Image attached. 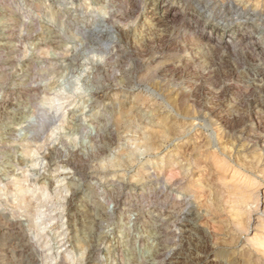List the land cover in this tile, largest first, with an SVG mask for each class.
Instances as JSON below:
<instances>
[{"label": "rangeland", "instance_id": "374dc122", "mask_svg": "<svg viewBox=\"0 0 264 264\" xmlns=\"http://www.w3.org/2000/svg\"><path fill=\"white\" fill-rule=\"evenodd\" d=\"M3 1L0 13L21 9L0 17L12 24L19 46L12 55L0 50V254L11 248L2 220L13 219L21 224L12 238L25 250L22 264H246L249 257L263 264L250 242L264 235L259 214L237 232L227 204L206 208L216 196L201 186L210 178L216 192L239 167L264 209V0H201L200 10L197 0H121L118 9L132 13L121 23L128 40L117 48L98 27L106 26L105 0ZM230 1L240 14L220 18ZM170 5L178 10L175 20L157 23ZM78 17L91 32L71 27ZM196 18L204 31L194 40ZM52 32L63 48L50 43ZM100 87L107 96L97 100ZM129 107L140 112H132L138 122L116 126ZM147 126L161 131L145 147L135 138ZM169 158L187 176L169 183ZM111 161L123 168H111ZM200 195L211 197L204 204ZM182 199L187 206H177ZM182 211H191L187 220L169 223V212Z\"/></svg>", "mask_w": 264, "mask_h": 264}, {"label": "bare ground", "instance_id": "6f19581e", "mask_svg": "<svg viewBox=\"0 0 264 264\" xmlns=\"http://www.w3.org/2000/svg\"><path fill=\"white\" fill-rule=\"evenodd\" d=\"M5 1V0H4ZM3 1V2H4ZM7 1V0H6ZM53 2H55V1H58V0H52ZM105 1H107V5H108V7H109V11H108V18L103 22V23H106V26H101V25H98V27H100L102 30H105V35H106V38H105V40H106V42H108V43H110V44H113L114 45V47L115 48H117V47H119V45H120V43H122L123 42V40L125 39H127L128 38V30L127 29H125L122 25H121V23H122V21H125L126 20V17H130V15H131V11L129 12V11H126V12H121L120 11V9H118V7L120 6L119 5V3L121 2V0H105ZM162 3L163 2H165L166 3V1H168V0H160ZM187 0H185V2H186ZM212 1V0H211ZM8 2H10V1H8ZM7 2V3H8ZM197 2H198V4L195 6V9L194 10H200V9H202L203 8V2H201V0H197ZM188 3V2H187ZM4 4V3H3ZM235 4V3H234ZM234 4L232 3V1H230V3H229V5H230V7H229V9L227 10V11H225V12H222V10L220 11V12H218V16L221 18V17H230V16H233L234 14H237L238 13V8L237 7H235L234 6ZM168 5V4H167ZM195 5V4H194ZM206 5V4H205ZM209 5V4H208ZM72 6V5H71ZM228 6V5H227ZM166 7V6H165ZM225 7V6H224ZM21 8H18V9H14V10H12L11 9V11L10 12H4V13H0V17L1 18H3V19H7V18H13L12 17V15L14 14L15 16H17V14H20V12H19V10H20ZM136 9V8H135ZM190 9V8H189ZM220 9H222V8H220ZM199 12V11H198ZM10 13H12V15L10 14ZM177 14H179L178 13V10L175 8V7H173V6H167V8H165V9H163V11H162V13H160V16H158V18L155 20V21H157V23H162V22H166V20L168 19V20H175V18H176V16H177ZM238 14H240V13H238ZM211 15V14H210ZM255 14H247V17H246V20H252L253 19V16H254ZM135 16V15H134ZM198 16V15H197ZM209 16V15H208ZM216 16V15H215ZM195 17V16H194ZM15 19V18H14ZM13 19V20H14ZM185 19V18H184ZM114 20H116V21H118V23L116 24L115 22H114ZM129 20V19H128ZM177 20H180L179 18L177 19ZM186 20V19H185ZM8 21V20H7ZM7 21L6 22H4V23H0V50L2 49H5L6 51L8 50V51H10V54L12 55V54H15V52H16V50H17V48L19 47L18 45H16L15 44V42L14 41H17L18 40V37H15L16 35H14L13 34V29H12V24H10L9 23V21H8V24H7ZM12 21V19L10 20V22ZM173 22V21H172ZM190 22V21H189ZM194 22H195V24H194V26L192 27V30H190V31H192L193 32V39L195 40V39H197V38H199L200 36H202V33H203V31H204V26L202 25V22H203V19L201 20L200 18H196L195 20H194ZM89 22L88 21H85L84 20V18H82V17H78V18H76V19H74V20H72V25H71V27L72 28H75V29H78V30H81V31H86V32H91V30L89 29V27H90V25L88 24ZM262 23V22H261ZM17 25V24H16ZM217 25H219V24H217ZM21 26V25H20ZM191 26V25H190ZM146 27V26H145ZM216 27V26H215ZM263 27V26H262ZM19 28V27H18ZM17 28V29H18ZM21 28V27H20ZM237 28V27H236ZM248 28V27H247ZM36 29V28H35ZM221 28L220 27H217V31L218 30H220ZM225 29H227V28H225ZM239 31H241V32H239V36L240 37H242V36H244L245 35V32L246 31H243V29H241V27L239 28ZM93 32V31H92ZM191 32V33H192ZM237 32V31H236ZM114 34H117L118 36H119V38H116V37H114L113 35ZM27 38V37H26ZM26 38H25V40H26ZM49 38L50 39H52L51 40V44L53 45V46H55L57 49H61V48H63L64 47V45H65V43L64 42H62L61 40H60V35H58L57 34V32H52V33H50V35H49ZM250 39H253V40H255L256 41V46L258 47H262V46H264V45H262L261 46V43L258 41V40H256L255 39V37L254 36H251L250 37ZM128 40V39H127ZM196 42H197V40H196ZM218 43V42H217ZM13 49V50H12ZM14 49H16V50H14ZM143 52V51H142ZM5 53V52H4ZM74 53V52H73ZM106 53V52H105ZM2 54V53H1ZM3 56H4V54H3ZM18 56V55H17ZM16 57V56H15ZM47 57V56H46ZM16 59V58H15ZM4 60V59H3ZM72 63V61H70V64ZM77 65V64H76ZM101 64H96L95 65V67H96V69H99V68H101V66H100ZM102 67H103V65H102ZM56 70V68H52V71H55ZM98 71V70H97ZM104 71V70H103ZM95 76H97V75H95ZM63 77V76H62ZM120 77V76H119ZM95 78V77H94ZM96 78H98V77H96ZM43 79V78H42ZM22 80V79H21ZM38 82V81H37ZM189 82V81H188ZM194 85V84H193ZM185 86V85H184ZM180 87H181V85H180ZM188 87V86H187ZM184 88V87H183ZM191 88V87H190ZM194 88V87H193ZM197 88V87H196ZM186 89V88H185ZM184 90V89H183ZM189 90V89H188ZM187 90V91H188ZM191 90H192V88H191ZM198 90H200V88H198ZM182 91V90H181ZM185 91V90H184ZM183 91V92H184ZM191 92V91H190ZM195 92V91H194ZM204 92V91H203ZM17 93H18V91H17ZM186 92H184V94H185ZM197 93V92H196ZM11 94V93H10ZM180 94H183V93H180ZM187 94V93H186ZM189 94V93H188ZM187 94V95H188ZM194 94V93H193ZM204 94V93H203ZM8 95V94H7ZM190 95V94H189ZM107 96V93H104V88L102 87H100V88H98L95 92H94V98L95 99H97V100H99V99H101V98H104V97H106ZM220 97V96H219ZM105 99V98H104ZM134 103V102H133ZM143 103H144V101H143ZM120 105H122V104H120ZM128 105V104H127ZM137 105V104H136ZM140 105V104H139ZM142 105V104H141ZM119 106V105H118ZM143 106V105H142ZM130 108V107H129ZM140 108V107H139ZM138 108V109H139ZM144 110V109H143ZM2 112V111H1ZM132 112H137V110H136V108H134V107H131L130 108V110L128 109V111H121V113H126L125 114V119L126 120H119V124L118 125H116V126H119L120 128H125V125H123L124 123H135V122H138V120L137 119H135V117H133V119H132V116H133V113ZM100 113V111L98 110L97 112H96V115L97 114H99ZM139 113L140 112H137V116H139ZM143 113V112H142ZM144 114V113H143ZM1 115V114H0ZM3 116V115H2ZM136 116V117H137ZM141 116V115H140ZM147 116H149V115H147ZM120 117H121V115H120ZM122 117H124V116H122ZM146 117V116H145ZM150 117V116H149ZM124 119V118H123ZM143 119H144V116H141V121H142V123H143ZM116 120V119H115ZM140 120V119H139ZM153 120V119H152ZM152 120H150L151 122H152ZM1 122V121H0ZM146 122V121H145ZM149 122V121H148ZM116 124V123H115ZM160 124V123H159ZM132 125V124H131ZM144 125V124H143ZM127 126V125H126ZM138 126V125H137ZM157 126V125H156ZM104 127H106L105 129V132H111V130H112V128H110L107 124H105L104 125ZM128 127V126H127ZM139 127V126H138ZM137 127V128H138ZM161 127V126H160ZM131 128V127H130ZM102 129H104L103 127H102ZM117 129V128H116ZM132 129V128H131ZM139 129V128H138ZM176 129H178V128H176ZM175 129V130H176ZM12 130V129H11ZM118 130V129H117ZM126 130V129H125ZM171 130V129H170ZM56 131V130H55ZM101 131H103V130H101ZM159 131H161V130H159ZM158 131V129H152V128H149L148 126L145 128V131L143 132V130L141 131L142 133L140 134V136L138 137V138H135L136 139V142L138 141L140 144H142V145H146L145 147H147V144L151 141V142H153L154 141V138H155V134H156V132H159ZM172 131H174V130H172ZM104 132V133H105ZM175 132H177V131H175ZM162 133H163V130H162ZM34 134H35V136H34V138L36 139V140H38V141H40L41 140V137H42V135L39 133V131H36V132H34ZM107 134V133H106ZM106 134H105V136H106ZM117 134V133H116ZM121 135V134H120ZM178 135V134H177ZM111 136V135H110ZM164 136V135H163ZM261 136V135H260ZM107 137H108V135H107ZM169 137H170V135H169ZM179 137V136H178ZM259 137V136H258ZM114 138V137H113ZM164 138V137H163ZM180 138V137H179ZM222 138V137H221ZM108 139V138H107ZM112 139V138H111ZM116 139V138H115ZM114 139V140H115ZM117 139H120L121 140V137L120 138H117ZM157 140V139H156ZM174 140V139H173ZM179 140V139H178ZM223 140V139H222ZM45 141V140H44ZM262 141H264V137L262 138ZM261 141V142H262ZM115 142V141H114ZM119 142V141H118ZM138 143V144H139ZM155 143V142H154ZM189 143V142H188ZM260 143V142H259ZM47 144L48 143H46V141L44 142V144H42L41 146H40V151L41 150H43V149H45L46 148V146H47ZM139 144V145H140ZM191 144V143H190ZM209 145V144H208ZM227 145V144H226ZM138 146V145H137ZM206 146V145H205ZM97 147V146H96ZM149 147V146H148ZM199 147V146H198ZM142 148V147H141ZM225 148V147H224ZM124 149V148H123ZM126 149V148H125ZM149 150H150V148H148ZM202 149V148H201ZM226 149V148H225ZM56 149H54V151H55ZM38 151V150H37ZM206 151H208V150H206ZM211 151V150H210ZM122 152H124V151H122ZM124 153H128V152H126V150H125V152ZM102 154V153H101ZM128 154H130V153H128ZM214 154V153H213ZM123 155V154H122ZM121 155V156H122ZM212 155V154H211ZM218 155V154H217ZM216 155V156H217ZM125 156V155H124ZM128 156V155H127ZM170 156V155H169ZM173 156V155H172ZM171 156V157H172ZM176 156V155H175ZM134 157V156H133ZM213 157V156H212ZM124 158V157H123ZM122 158V159H123ZM177 158V157H176ZM127 159V158H126ZM128 159H131L130 157L128 158ZM213 159V158H212ZM222 159V158H221ZM124 160V159H123ZM184 160V159H183ZM209 160V159H208ZM116 161H117V159H116ZM127 161V160H126ZM179 160L178 159H174V158H169V183H171V182H173L174 180H175V178L178 176V175H184V176H187V171L185 170V168H180V167H178L179 166V162H178ZM186 161V160H185ZM199 161V160H198ZM211 161V160H210ZM217 161H218V159H217ZM220 161V160H219ZM218 161V162H219ZM222 161V160H221ZM113 161H111L110 163H112ZM125 162V161H124ZM129 162H130V160H129ZM182 162H184V161H182ZM181 162V163H182ZM214 162V161H213ZM224 162V161H223ZM109 163V164H110ZM128 163V162H127ZM126 163V164H127ZM164 163V161H162V163L160 164V165H162ZM185 163V162H184ZM200 163V162H199ZM216 163V162H215ZM200 164H202V163H200ZM222 164V163H221ZM221 164H219V165H221ZM216 165H218V164H215V166ZM218 165V166H219ZM233 165V164H232ZM120 166H122V168H123V165H122V163L120 162V161H118L117 163L114 161L112 164H111V168H116V167H120ZM164 166V165H163ZM204 166V165H203ZM214 166V167H215ZM226 166V165H225ZM236 166V165H235ZM234 166V167H235ZM238 166V165H237ZM236 166V167H237ZM110 167V166H109ZM192 167V166H191ZM202 167V166H201ZM213 167V166H212ZM223 167V166H222ZM121 168V167H120ZM162 168V167H161ZM160 168V169H161ZM208 168V167H207ZM225 168V167H224ZM229 168V167H228ZM239 168V167H238ZM238 168H237V170H238ZM241 168H243V167H241ZM255 168V167H254ZM118 169V168H117ZM249 169V168H248ZM168 170V169H167ZM166 170V171H167ZM188 170V169H187ZM202 170H203V168H202ZM206 170V169H205ZM215 170H217V169H215ZM223 171V168L222 169H220V171ZM225 170V169H224ZM237 170H235V169H232L231 170V172L233 173L232 175H231V177H230V179L227 181V180H223L222 182H219L220 183V186H218L220 189H218V190H221L222 189V191L223 192H221V191H218L217 189H215V190H217L216 192L215 191H213V184L211 183L212 181H208L207 179V181H205V183H203V185L201 186V187H203L202 189H203V191L205 192V189H207V188H209V190H210V193L212 192V193H214L215 194V198H216V200L212 203L211 201V203H209V204H205L207 201H208V199L211 197V195L213 196V194H211V195H206V197L204 196V198H203V200L201 199L202 197H201V195H200V199L202 200L201 201V203L202 202H204V204L206 205V208L208 209V210H212L213 208H217V206H218V204H220L219 202H223L225 205L227 204V206H228V214L230 215L229 217H231V218H233L232 220L234 221L233 223L235 224V228H236V231L238 230V231H241V232H244L245 233V231L248 229L247 227L249 226V223H250V221L253 219V215H257V214H259V218H258V225H256L257 227H258V230L260 229L261 231H264V209H261V205H260V202L257 200L256 201V196H258V195H256V193L257 192H254L256 189H255V186L251 183V182H248L247 181V177H249V176H247L246 178H245V176H244V178H239L240 176H239V174H238V172H237ZM207 171V170H206ZM212 171H214V170H212ZM228 171V170H227ZM230 171V170H229ZM242 171V170H241ZM246 171V170H245ZM255 171V170H254ZM160 172V171H159ZM202 172V171H201ZM208 172V171H207ZM216 172V171H215ZM218 172V171H217ZM224 172V171H223ZM223 172H221V173H223ZM262 172V171H261ZM210 173H214V172H210ZM225 173V172H224ZM226 173H228V172H226ZM243 173V172H242ZM167 174V173H166ZM199 174V173H198ZM204 175V174H203ZM205 175H207V174H205ZM228 175V174H227ZM207 176H209V175H207ZM214 176V175H213ZM216 176V175H215ZM253 176V175H252ZM203 177V176H202ZM219 177V176H218ZM224 177V176H223ZM255 177H256V175H255ZM205 178H207V177H205ZM263 178V177H262ZM177 179V178H176ZM201 179H203V178H201ZM220 179H222L221 177H220ZM226 179V178H225ZM256 179V178H255ZM258 179V178H257ZM21 180V179H20ZM168 180V179H167ZM204 180V179H203ZM202 180V181H203ZM211 180H213V179H211ZM215 180V179H214ZM218 180H219V178H218ZM26 181V180H25ZM144 181V180H143ZM194 181V180H193ZM253 181H254V178H253ZM176 182V181H175ZM186 182V181H185ZM204 182V181H203ZM18 183V182H17ZM145 183V182H144ZM175 184V183H174ZM185 184V183H184ZM262 184V183H261ZM139 185V184H138ZM142 185H144L143 183H142ZM142 185H139V186H142ZM170 185H172V184H170ZM183 185V184H182ZM197 185V184H196ZM122 186V185H121ZM174 186V185H173ZM171 187V186H170ZM170 187H169V189H170ZM261 187V186H260ZM138 188V187H137ZM258 188H259V186H258ZM171 189H173L172 187H171ZM143 190V189H142ZM260 190V189H259ZM172 191V190H171ZM152 192V191H151ZM175 192V191H174ZM25 193V192H24ZM197 193V192H196ZM203 193V192H202ZM261 193V192H260ZM91 194V193H90ZM223 194H225V196L223 197ZM92 195V194H91ZM126 195V194H125ZM195 195H197V194H195ZM256 195V196H255ZM76 196V195H75ZM191 197H193L192 195H191ZM261 197V196H260ZM195 198V197H194ZM171 199V198H170ZM24 199H22V201H23ZM86 200V199H85ZM126 200V199H125ZM183 200V199H182ZM196 200H197V197H196ZM210 200V199H209ZM21 201V202H22ZM30 199L27 201V204H29L30 203ZM20 202V201H19ZM18 202V203H19ZM20 202V203H21ZM24 202V201H23ZM44 202V201H43ZM45 202H46V200H45ZM44 202V203H45ZM194 202V201H193ZM124 203V202H123ZM188 201H186V200H183L182 202H180L179 204H177V206L178 205H181V206H187L188 205ZM263 204H264V202H262ZM23 204V203H22ZM26 204V203H25ZM43 204V203H42ZM200 204V203H199ZM263 204H262V206H263ZM73 205H74V207L77 209V207L75 206V205H77V202L75 203H73ZM174 205H176V203L174 204ZM198 205V204H197ZM20 206H21V204H20ZM19 206V207H20ZM201 206H202V204H201ZM22 207V206H21ZM193 207V206H192ZM205 207V206H204ZM225 207V206H224ZM39 208H42L41 206L39 207V204L37 205V207L35 206V211L38 213L39 212ZM200 208V207H199ZM218 210H219V208H217ZM224 210V209H223ZM222 211V210H221ZM175 212V211H174ZM226 212V211H225ZM191 213V211H182V212H180L179 214L177 213V215L176 214H174L173 212H169V223L170 222H180V221H178L179 220V218H182L183 216H187V215H189ZM205 213V212H204ZM204 213H202V216L204 215ZM212 213V212H211ZM223 213V212H222ZM206 214V213H205ZM227 214V213H226ZM39 215V214H38ZM40 215H42V214H40ZM212 215V214H211ZM214 215V214H213ZM137 216V215H136ZM210 216V215H209ZM227 216V215H226ZM219 217V216H218ZM190 218V217H189ZM224 218H226L225 216H224ZM223 218V219H224ZM230 218V219H231ZM4 219V218H3ZM222 219V218H221ZM227 219V218H226ZM225 219V220H226ZM135 220H136V218H135ZM182 220H187V219H184V218H182ZM220 220V219H219ZM257 220V219H256ZM230 221V220H229ZM225 222V221H224ZM131 223H133L132 221H130V223H129V225H126V230L125 231H127V230H131ZM151 223V222H150ZM219 223V222H218ZM222 222L220 221V224H221ZM228 224V223H227ZM222 225V224H221ZM225 226V225H224ZM228 226H230L229 224H228ZM232 226V225H231ZM1 227L3 228V230H4V234L6 235L7 234V238H8V241L11 243V248L10 249H8V250H6V251H4L3 252V254H0V261H3V260H5V259H8V260H10L13 264H22L24 261H23V259L21 258L22 257V255L24 254V252H25V250L24 249H21L22 247L20 246V248L14 243V240L15 239H13L12 238V236L15 234V232L16 231H21V224L20 223H17V222H14L13 221V219H9V220H2V223H1ZM96 227V226H95ZM221 227V226H220ZM143 228V227H142ZM234 228V227H233ZM215 229H217V228H215ZM226 229V228H225ZM218 230V229H217ZM221 230V229H220ZM123 232L122 234L124 235V239L123 240H125L126 239V236H128L129 235V233H126V232ZM237 231V232H238ZM217 232H220L219 230L217 231ZM260 233H262V232H260ZM17 234V233H16ZM238 234H240V233H238ZM259 234V233H258ZM259 235H261V234H259ZM231 237H233V236H231ZM2 238H4V236L2 237ZM75 238V237H74ZM232 240V239H231ZM231 240H230V242H231ZM235 240V239H234ZM249 240V239H248ZM22 241V240H21ZM16 242V241H15ZM25 242V241H24ZM233 242V241H232ZM231 242V243H232ZM235 242V241H234ZM251 242V244L256 248V252H258L259 254H260V257H261V259H263V261H264V235H262V236H258L256 233L254 234V237H253V239L250 241ZM19 243V242H18ZM17 243V244H18ZM27 247V246H26ZM25 247V248H26ZM89 248H90V251L92 252V254H94L95 252H96V245L95 244H91V245H89ZM181 249V248H180ZM159 252V251H158ZM248 255H250L249 253H248ZM252 255V254H251ZM253 256H254V254H253ZM256 256V255H255ZM158 257V256H157ZM161 257V256H160ZM249 257V256H248ZM244 258H246V257H244ZM250 259H248L247 260V258H246V264H254L253 263V260H252V258L251 257H249ZM255 259V258H254ZM260 259V260H261ZM28 260V259H27ZM259 260V261H260ZM168 261V260H167ZM175 261V260H174ZM29 260L28 261H26V263L27 264H29ZM255 263H256V261H254ZM95 263V262H94ZM175 263V262H174ZM258 263V262H257ZM264 264V263H263Z\"/></svg>", "mask_w": 264, "mask_h": 264}]
</instances>
